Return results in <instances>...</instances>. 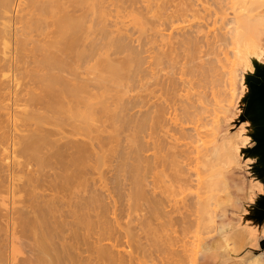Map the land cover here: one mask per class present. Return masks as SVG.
<instances>
[{"label":"bare ground","instance_id":"1","mask_svg":"<svg viewBox=\"0 0 264 264\" xmlns=\"http://www.w3.org/2000/svg\"><path fill=\"white\" fill-rule=\"evenodd\" d=\"M189 1L180 0L171 6V3L167 5L169 0H0V264H137L135 262L140 257L143 261L145 257L153 260V264L158 261H166V264L167 261H175L173 264H176L175 259L181 252L178 247L173 248L172 242L177 239L174 226L179 223L193 224L197 228L189 226L195 232H189L186 225L188 229L183 228L189 232L188 238L198 240L195 251H192V241L189 244L193 255L185 250L188 232L185 236L184 230L179 228L183 230L185 242L181 239V232H178L181 237L177 239L180 241L177 243H182L181 251L187 252L183 256L192 255L187 256L192 264H201L208 254L214 253L209 242L213 238L223 241L222 250L231 245L228 236L230 221L226 219L229 206L225 210L224 207L233 202L230 191L227 194L226 189L229 186L227 168L235 157L234 152L226 137L219 136V131L212 129L199 134L195 125L197 121L200 123L199 119L202 120L198 117L202 114L203 105H195L198 98L191 99V94L201 95V98L203 94H199V89L196 91L198 94L190 92L194 88L190 85L203 87L206 71L203 68L210 62L205 58V65V60L197 59L202 57H194L199 63L193 65L199 70L196 74L193 71L195 67H187L191 69L189 71L185 65L187 61L191 63L190 57L194 61V53L188 56V60L183 58L187 53L179 57L186 59L182 68L189 71L187 74L186 69H181L184 71H181L182 76L192 73L197 79L194 84L189 82L193 76L187 79L191 84L187 83L189 92L183 88L188 92L186 96L185 92L183 96L181 94L182 87L187 86H180L182 78L176 81L180 83L177 86L181 92H177L178 89L174 91V69L168 80V76L163 79L164 74L160 75V71L158 74V70L144 66L149 61L146 57L160 67V64L164 66L165 60L159 59L165 57L167 62L170 55L178 51L176 46L184 48L182 43L186 42L185 46L191 47L192 40L186 38L188 35L184 36L194 29L188 24L184 26L186 28L181 27L180 33L189 27L188 31L181 33L184 36L181 37L179 32L174 34L181 37L180 41V37L175 39L177 42L170 39L178 44L172 45L174 51L170 50V41L166 48L163 46L165 50L156 44L154 52V45L150 44L154 40L148 46L150 38L145 36V31L174 28L176 20L182 15L184 18L187 11L197 17L200 10L209 13L208 8L212 4H219V9L223 10L228 0ZM234 1L242 5L234 8L231 18L226 21L222 18L214 34L218 38H211H215V44L232 46L235 59L246 60V57L258 61V55L251 51H261L264 16L253 12L254 6L264 0H230V3L233 5ZM154 9L159 11L155 14ZM228 24H232L230 29L226 28ZM127 26L129 28L126 29ZM198 26H192L196 36L204 25L201 29ZM176 28L179 31V27ZM133 30L139 31L140 37V32L145 34L142 39L135 37L138 45L132 42ZM172 35L170 33V37L175 38ZM196 36L193 34L188 38L196 44ZM155 37L153 39H157ZM183 37L187 41L182 40ZM198 44L196 48L201 45ZM185 49L188 48L182 51ZM191 49L187 50L188 54ZM194 52H199V49ZM206 53L204 51V57ZM173 54L175 56L172 55L171 59L173 56V59H178ZM263 54L261 52L260 56ZM169 61L168 68L171 69ZM210 74L209 77L212 76ZM205 79L204 82L208 83ZM167 81H173L170 83H174L172 88ZM177 93L181 94L180 98L176 97ZM228 94L226 97L230 96L232 102L239 100L236 87ZM189 98L195 102H189ZM177 100L181 103L177 104L179 106L176 105ZM197 106L202 107L201 114H198ZM166 114L171 115V128L166 126L168 123L165 122H169L164 119ZM187 123L189 126L194 124V135L205 136L204 139L197 137L199 140L193 136V141L198 142L195 141L196 146L191 142L193 134L189 138L186 135L191 141H184L185 128L182 126H187ZM176 126L181 127L176 129L177 134L182 131L179 136L173 132L175 128L172 129ZM180 141L185 142L187 145L184 146H189L191 151L184 149ZM185 150L190 154L194 151L195 158L194 153L189 158ZM186 159L190 163L195 159L196 163L192 162L199 164L196 165L198 171L191 169L196 172L194 179L197 178L200 185L205 184L202 185L205 188L201 193L203 196L196 190L192 191L194 188L187 187L195 175L191 173V177L185 178V172L181 173L183 170L180 168L190 165ZM183 160L187 161L186 166H183ZM163 174L166 180L168 178V184L164 182ZM172 187H177L178 196L188 190L186 187L195 192V201L188 200L193 204L189 206L184 202V198L191 194L186 196L185 193L181 200L175 199L173 192L176 191ZM125 206L131 210L124 209ZM135 208L140 212L134 211ZM130 211L138 214L132 215ZM123 213L127 220L122 222ZM199 228L206 229L202 235L213 228V234L199 237L201 233L196 232ZM191 233L198 235L191 236ZM172 253H177V256ZM246 264L261 262L259 257H255Z\"/></svg>","mask_w":264,"mask_h":264},{"label":"rangeland","instance_id":"2","mask_svg":"<svg viewBox=\"0 0 264 264\" xmlns=\"http://www.w3.org/2000/svg\"><path fill=\"white\" fill-rule=\"evenodd\" d=\"M179 1L180 0H169V2H168V4L167 5H169L170 3V5L171 6H173V5H175V4H177V2L179 3ZM183 1H185V0H183ZM189 1V0H188ZM229 1V2H228ZM228 1H226L227 3V6H224L223 7V10L222 9H219L220 7V5L219 4H212L213 6L211 7V5H210V7L208 8V10L210 11L209 13H208V11H206L205 10V12H207L206 14H205V12L204 11H202V10H200L199 12H198V14H197V17H196V15H195V17H193V16H191V15H189V13H191V12H188L187 11V14H188V17L185 15L184 16V18H182V16L180 17V19H184V21H182V20H176V22H175V24H173L174 25V28H175V26H177V27H179V31H178V28H176V29H174V28H169V29H161L160 31H162V32H160V31H145V34H144V32L143 33H141L140 32V35L143 37V38H145V36H148L150 39H148V46L150 45V44H152V45H154L152 48H153V52H154V48L157 46L156 44H158V48H162V49H164V47L163 46H165V48H166V46H167V43L169 42L170 43V41L171 40H177L180 36L182 37V35L183 34H181L182 32H186V31H188V29H189V27H188V29L186 30V29H182V31H181V33H180V30H181V27L183 26H187L188 24L190 25H192V26H198L200 29L203 27V29H202V31H203V33H202V31L200 30V32H198L197 33V36L195 35V33H193V31L195 30V28L193 27L192 28V26L190 27L191 29H194V30H192L191 32L194 34V36H196V38H195V41H196V44H198L199 42H201V41H203V42H201V43H199L198 45H200L199 47H195V42H193L194 40V37H193V39H190V38H188L190 35H193L191 32H186V33H188V34H185V36L184 37H186V35H188V37H186L187 39H189V41L190 40H192V42L190 41V43H191V47H190V45L189 44H187V45H189V46H185L186 45V42L185 41H187L186 40V38H184V39H182V40H185V41H183V42H185V43H182V44H185L184 45V48H192L191 49V53H189L188 54V49H185L186 51H182V49L184 50V48H182L181 46L182 45H178L177 43H173L172 41V44L170 45L169 43V45L171 46V49L170 50H172V51H174V48L172 49V47H174V46H176V44L179 46H176V49L178 50V51H176V52H173V53H175L178 57V59H176V57H175V59H173L174 58V54L170 51V58H168V61H169V59H171V56L172 55H174L173 56V58L171 59V60H173V61H175V62H172L171 60L169 61V63H172V66L174 67H172V66H170L169 65V67H171V69H172V71H171V69L170 68H168V61L166 62V59L167 58H162V60H161V58L159 59L160 61H163V60H165V62L163 61V63H164V66L162 65V64H160L161 66V69H160V67H159V65H157L159 68H157V66L156 65H154L153 64V62H155V61H152V59H149L148 57H146L147 58V60H149V61H147L145 64H147V65H144L145 67H148V68H150V70H151V67H152V69L154 70H158V74H159V71L161 72L160 73V75H162V74H164V76H166L165 78H164V76H163V79H167V76H168V80L170 79V76H172L173 75V73L172 72H174V83L176 82V81H180L181 82V84H182V82H183V80L184 81H186V83H184L183 82V84L181 85L179 82V84H180V86H183V85H186L187 83L189 84V82L191 81V82H193V81H195V79H196V77L195 76H193L192 75V73L190 74V75H187L188 73H189V71L191 70H189V68H187V67H191V66H193V65H195L196 64V66L199 64L198 62H197V59H201V61H202V59L203 60H205V65L207 64L206 63V61L207 60H209V62L210 63H208L206 66H204L205 68H207V69H205V68H203L202 70L203 71H205L204 72V77L206 78H204L205 79V81H209L208 83H211L212 82V84L214 85H212V84H210V85H208V83L207 82H204V79H203V83H202V85H203V87H200V88H198V87H196V86H193V85H190L191 87H196L197 89L195 90L194 88H192V89H190V92H191V90H192V92L191 93H195L198 89H199V91H200V93H199V91L198 92H196L197 94L199 93V94H203L202 95V98L200 97L201 95H196V94H191L192 96L194 95V97H192L191 95H189V96H191V99L192 98H194V100H196L197 98H198V100H196L197 102L198 101H201L200 99H202V101L204 102H195L194 100H192L193 102H195V105H197V104H202L203 106V108H202V110H201V108H199L198 106V110H199V113L198 114H201V112H202V114H201V116L200 117H198V118H202V120H200L199 119V121H200V123L197 121V125H195L196 126V129H198L197 131L199 132V134L200 135H203V134H205V132H209L210 130H217V131H219V136H222V135H224L225 137H226V140L230 143V145H231V147H232V149H233V152H234V158H233V160H232V162L229 164V166H228V175H227V177L229 178V181L231 182L232 181V183H230L229 181H227L228 183V188L226 189V190H228V191H226V193L228 194L229 193V191H230V193H229V195H231V198H232V203L231 204H229V205H227V206H225L224 207V210L226 209V207H233V208H235L236 206H239L241 203H240V198L242 199V201L244 200V195H245V193L247 194V198L249 197V198H251L250 197V195H253L256 191H259L260 189H261V186L259 185V183L256 181V180H253V178H250L249 180H247V182H246V179H245V175L243 174V172L241 171V169L239 168L240 166H241V164H240V160L238 161V159H239V149H240V146L241 145H244V144H247L248 143V141H249V137L245 134H242V133H239V131H241V126L239 125V122H238V119H237V117H238V115H239V112H238V110L236 109V103L238 102H236V103H234V102H232L231 100H232V98L230 97H226V95L228 94V93H231V92H233V90H234V88L236 87V89H237V92H238V99L240 98V95H242V93H243V80H244V74L246 73V71H252L253 70V66H252V63H253V61L250 59V58H246L245 57V59L246 60H243V59H235V57L233 56V47L232 46H230V45H224V44H222L223 46H225V47H223V46H221V44H215L214 43V41H215V38L214 39H212L213 37H216V39L218 38L216 35L214 36V34L216 33V31L218 30V26H220L219 24H220V22L222 21V18H225L224 19V21H226L227 19H229V18H231L233 15H234V8H238L239 6H241L242 4L241 3H237V2H235V4H233L232 5V3H230V0H228ZM245 1H249V0H245ZM181 2H182V0H181ZM190 2V1H189ZM224 2V4H225V1H223ZM222 2V3H223ZM222 6H223V4H222ZM195 8V7H194ZM198 8V7H197ZM217 10H216V9ZM170 9H172V8H170ZM169 9V10H170ZM220 10H222V11H220ZM153 11H155V14L157 13L156 11H159V10H153ZM152 11V12H153ZM202 12H204V13H202ZM215 12V13H214ZM210 13H211V16H210ZM255 15H257V16H264V2L263 1H261V2H258V4H256L255 6H254V12H253ZM200 14V15H199ZM205 14V16H203ZM149 15H151V14H148V16ZM154 15V14H153ZM189 16H191V17H189ZM200 16L202 17V18H204V19H202V18H200ZM207 16V18H205ZM185 17H187V18H185ZM199 17V18H198ZM131 18H132V21H133V16H131ZM131 18H129L130 20H131ZM136 18V17H135ZM209 18V19H208ZM185 19H186V21H185ZM208 19V20H207ZM128 20V19H127ZM126 20V21H127ZM202 20L203 21H207V22H202ZM201 21V22H200ZM213 21H214V24H213ZM131 23V22H130ZM130 23L128 22L127 24H129L130 25ZM196 23V24H195ZM197 23H200V24H197ZM216 23V24H215ZM207 24V25H206ZM212 24H213V26H212ZM132 25H134L133 23H132ZM202 25H204V26H202ZM205 25H206V27H205ZM202 26V27H201ZM213 27H214V29H213ZM232 27V24H228L227 26H226V28H231ZM127 28H129L128 26L126 27V29ZM132 27H130V29H131ZM184 28H186V27H184ZM206 28V29H205ZM129 29V30H130ZM133 29V28H132ZM160 29V28H159ZM171 29H172V31H171ZM174 29V30H173ZM190 29V30H191ZM208 29V30H207ZM213 31H212V30ZM217 29V30H216ZM168 30H169V32H168ZM177 30V31H176ZM210 30V31H209ZM216 30V31H215ZM134 31V33H132L133 35V39H132V42L134 43V45L136 44V45H138V43L136 42L137 41V37L139 36V31L137 32V30H133ZM171 31V32H170ZM212 31V32H211ZM215 31V32H214ZM136 32H137V34H136ZM149 32H152V33H149ZM156 32V33H155ZM158 32H160V34H163V35H160ZM176 32H179L181 35L178 37L177 35V38H176V36L174 35V34H177ZM206 32V33H205ZM212 33V34H210V33ZM219 32V31H218ZM131 33V32H130ZM148 33H149V35H148ZM157 35H155V34ZM170 33L171 34H173L172 36H175V38L174 37H170ZM179 33H178V35H179ZM191 33V34H190ZM200 33H202L201 35H200ZM209 33V41H208V39H207V34ZM150 34H153V35H150ZM167 34V35H166ZM190 34V35H189ZM205 34H206V36H205ZM145 35V36H144ZM169 35V36H168ZM199 35H200V37H199ZM156 36V37H155ZM162 36H165V37H169L168 39H165V37H162ZM136 37V38H135ZM142 37H140L139 36V38H141L142 39ZM147 37V38H148ZM153 37H155V38H157V39H153ZM181 37L179 38V40L178 41H180V39H181ZM198 37V38H197ZM212 37V38H211ZM147 38H146V40H147ZM204 38V39H203ZM262 40H260V46H261V51H256V50H254V51H251V53H253V52H255L257 55H258V60H261L262 59V57L260 56V54H261V52H264V35H262ZM135 39H136V41H135ZM163 39V40H162ZM171 39V40H170ZM200 39H201V41H200ZM203 39V40H202ZM206 39V40H205ZM212 40V42H210L211 40ZM151 40V41H150ZM154 40V41H153ZM168 40V41H167ZM175 40V42H177ZM153 41V42H152ZM156 41V42H155ZM158 41V42H157ZM167 41V42H166ZM197 41H199L198 43H197ZM204 41H205V43H204ZM136 42V43H135ZM149 42H152V43H150L149 44ZM162 42L164 43V44H162ZM182 42V41H181ZM208 42H209V44H208ZM133 43H131L132 45H133ZM154 43V44H153ZM161 43V44H160ZM178 43H180V42H178ZM188 43V42H187ZM213 43V44H212ZM181 44V43H180ZM193 44H194V46H193ZM204 46H203V45ZM207 44V45H206ZM161 47H160V46ZM172 45H174V46H172ZM169 46V47H170ZM197 46V45H196ZM209 46V47H208ZM181 47V48H180ZM194 47H195V50H193L194 49ZM203 47V48H202ZM203 49V51H202V49ZM175 49V50H176ZM181 49V50H180ZM198 49H199V52H194V51H198ZM160 50V49H159ZM159 50H158V52H159ZM165 50V49H164ZM166 51H167V49H166ZM169 51V50H168ZM168 51H167V53H168ZM181 51H182V55L180 56L179 54H181ZM201 51V52H200ZM204 51H205V57H204ZM155 52H157L156 50H155ZM180 52V53H179ZM184 52V53H183ZM189 52H190V50H189ZM185 53H187L186 54V56L184 55ZM193 53H194V56H193ZM200 53V54H199ZM147 54V53H146ZM190 54H192V56H193V58L195 57H202V58H197V59H195L194 58V61L196 60V62H194L193 60H191L192 59V57H190ZM145 55V54H144ZM184 55V57L183 58H187V60H188V58H189V61H191V63L190 64H192V65H190V64H188L187 62H185L184 60H186V59H183V58H179V57H182ZM189 56V57H188ZM166 57H169V54L166 56ZM207 60H206V59ZM179 59H181V60H179ZM158 59H157V61H159ZM176 60H177V62H179L178 64H177V62H176ZM179 60V61H178ZM152 61V62H151ZM160 61H159V63H160ZM199 62H200V60H198ZM245 61H246V63H245ZM185 62V65H187L186 66V68L189 70V71H187V69L186 68H182L183 67V63ZM193 62V63H192ZM203 62V61H202ZM149 63H150V65H149ZM187 63V64H186ZM198 63V64H197ZM201 63V62H200ZM156 64V63H155ZM174 64V65H173ZM180 64V65H179ZM211 64V65H210ZM154 67H153V66ZM166 65V66H165ZM176 65V66H175ZM182 65V66H181ZM184 65V66H185ZM208 66V67H207ZM144 67V68H145ZM165 67V68H164ZM175 67H177V69H178V67H179V69L177 70V69H175ZM195 66H193V67H191L192 69L194 68ZM210 67H213V70H212V68L210 69ZM157 68V69H156ZM162 68H164V70L162 69ZM170 69V70H169ZM173 69H174V71H173ZM181 69H184V71H185V69H186V71H185V73H187V74H185V75H183L182 76V73H181V71L182 72H184L183 70H181ZM208 69L210 70L209 72L211 73V71H212V76H211V74L208 72ZM149 70V71H150ZM154 70V71H155ZM166 70V71H165ZM167 70H168V72L170 73V75H169V73H167ZM195 70V73L196 74H198L197 72L199 71L196 67L193 69V71ZM196 70H198L197 72H196ZM171 71V72H170ZM177 71H178V73H177ZM179 71H180V73H179ZM172 73V74H171ZM206 73V74H205ZM207 73H208V75H207ZM184 74V73H183ZM195 74V75H196ZM209 74H210V76L211 77H209ZM178 75V76H177ZM179 75H181V77L179 76ZM186 76V77H185ZM188 76V77H187ZM190 76H193L194 78H192V77H190ZM206 76H208V77H206ZM147 77H149V76H147ZM172 77V78H173ZM191 78V80H189L190 78ZM200 77V76H199ZM171 78V80H173ZM178 78H182V79H178ZM148 79V78H147ZM149 79H151L150 77H149ZM177 79V80H176ZM189 80V82H188V80ZM207 79H209V80H207ZM211 79H213V80H215V82L213 83V80H211ZM152 80V79H151ZM151 80H147L148 82H151ZM216 81H217V84L215 85V83H216ZM168 82V81H167ZM173 81H170V83H172ZM195 82H197V79H196V81ZM169 83V82H168ZM170 83H169V85H170ZM174 83L173 84H171L170 85V88H172L171 86L172 85H174ZM177 82L175 83V89H174V91L175 90H177L178 89V91L177 92H181V91H179L180 90V87L179 86H177V84H178ZM205 83V84H204ZM178 84V85H179ZM187 84V86H185V87H182V89L184 88V89H186V91H188L189 92V88H187V87H189V85ZM193 84H194V82H193ZM207 85V86H206ZM224 85V86H223ZM205 86V87H204ZM213 86V87H212ZM174 87V86H173ZM178 87V88H177ZM207 87V88H206ZM234 87V88H233ZM205 88V89H204ZM220 88H222V89H220ZM232 88H233V90H232ZM181 89V90H182ZM182 90V92H181V94H182V96H183V93L185 92V90ZM224 89V90H223ZM230 89V90H229ZM220 90V91H219ZM222 90V91H221ZM194 91V92H193ZM216 91V92H215ZM230 91V92H229ZM188 92H185V96H186V93L188 94ZM214 92H215V94H214ZM218 93V94H217ZM221 95H220V94ZM180 93L178 94H176L177 96L176 97H178V98H180L179 97V95H181ZM196 95V96H195ZM214 95V96H213ZM216 95H218V96H216ZM225 95V96H224ZM228 95H230V94H228ZM227 95V96H228ZM181 96V97H182ZM204 96V97H203ZM197 97V98H196ZM199 97H200V99H199ZM225 97V98H224ZM178 98H176V99H178ZM227 98V99H226ZM183 99V97L181 98V100ZM223 99H225V100H223ZM180 100V101H181ZM179 101V102H180ZM188 101L189 102H192L191 100H190V98L188 99ZM6 103H9V101H7ZM177 104H179L178 103V100H177V102H176V105ZM181 104V103H180ZM179 104V105H180ZM179 105H177V106H179ZM201 106V105H200ZM204 109V110H203ZM200 110H201V112H200ZM168 114H166L165 115V117H164V119L166 118V120H168L169 122H165V123H170L171 122V120L169 119V116H170V118H171V115L169 114L168 116H167ZM197 119V118H196ZM195 119V120H196ZM165 120V121H166ZM201 121H202V123H201ZM163 122H164V120H163ZM196 122V121H195ZM166 125V126H169L170 128L173 126L172 125V123H170L169 125ZM185 124V123H184ZM183 124V129L185 128V130H184V134H185V138H184V141L185 142H187L188 140H190L191 141V139H188L192 134V141L191 142H194V146H196L195 144L196 143H198L196 140H199V139H197V137H200V135L199 134H195L194 135V132H195V130L196 129H193L194 127H193V123H190L191 125L189 126L188 124L189 123H187V126H185ZM198 124H200V125H198ZM197 126H199V127H197ZM175 128V131L173 130V132L175 133L176 132V129H178V128H181L180 126L177 128V126L176 127H173L172 129H174ZM166 129V128H165ZM181 129H179L178 130V132L180 131ZM189 131V132H187V131ZM196 131V132H197ZM172 132V131H171ZM170 132V133H171ZM182 132V131H181ZM180 132V133H181ZM180 133H178L177 134V132L175 133V135L177 134V136H179V134ZM187 133V134H186ZM189 133V134H188ZM186 135L188 136V138H186ZM196 135H198V136H196ZM196 138V143H195V141H193L194 139V137ZM184 137V136H183ZM201 138V137H200ZM204 138H205V136H204ZM203 137L201 138V139H204ZM181 139H183V138H180V140ZM187 141H186V140ZM189 141V145L191 144V142ZM185 142H181L180 141V143L182 144L183 143V145H181V146H183V147H185L184 149H188V147L187 146H184V145H187V144H184ZM192 147V146H191ZM194 147H192V149H193ZM183 149V148H182ZM190 149V148H189ZM188 149V150H189ZM188 150H185L186 152L188 151ZM194 150V149H193ZM189 151H191V150H189ZM150 153V152H149ZM188 154V156H189V158H192L190 155H192V153H194L193 154V158H195L194 156H195V152L194 151H192V153L190 154L189 152H187ZM186 155V154H185ZM184 155V156H185ZM183 155H182V157H184ZM197 156V155H196ZM182 160V159H181ZM185 160V159H184ZM182 161V162H184V163H182L183 164V166H186V162L188 161L187 159V161ZM193 160H195V159H191V163L188 161L187 163H190V165L193 163V162H195V161H193ZM193 161V162H192ZM197 161V160H196ZM196 163V162H195ZM185 164V165H184ZM180 165H181V162H180ZM189 164H187V167H182V168H180V169H182L183 170V172H181V173H183L184 174V172H185V178L188 176V177H191V173L193 174L192 176H194L195 174H196V172L194 171V170H192L193 168H196L197 169V166L196 165H198L199 166V164H194L193 163V165H191L190 166ZM196 167H195V166ZM194 166V167H193ZM190 167V168H189ZM191 167H192V169H191ZM216 167V166H215ZM215 167H213V169L215 168ZM185 168H187L188 169V171H187V169H185ZM217 168V167H216ZM176 169V168H175ZM191 171H190V170ZM169 170H171V169H169ZM185 170V171H184ZM199 170V168L197 169V171ZM216 170V169H215ZM167 171H168V169H167ZM194 171V172H193ZM168 172H170V171H168ZM186 172L187 173H189V174H186ZM171 173H172V170H171ZM195 173V174H194ZM168 174H170V173H168ZM167 175V174H166ZM171 175V177L173 176V174H170ZM169 175V176H170ZM184 176H183V178H184ZM207 176V175H206ZM163 179H164V182L166 181H168V178H167V180L165 179V177H164V174H163ZM170 177V178H171ZM187 177V178H188ZM196 177V175L194 176V177H192V179L194 180H192L191 182H190V184H192V185H190V184H188V186L187 187H189V188H194L192 191H195L196 190V193L197 194H199V195H202L204 192V190H203V186L205 185L204 183H202L201 185L199 184V182H198V180L196 181V179H194ZM204 177V176H203ZM207 177H209V176H207ZM205 178V177H204ZM212 178V177H211ZM151 179V178H150ZM150 179L148 178V180L150 181ZM161 179V178H160ZM203 179V178H202ZM231 179V180H230ZM152 180V179H151ZM208 180H210V177L208 178ZM162 183H163V181H161ZM169 182V181H168ZM168 182H167V184H168ZM193 182H195V183H193ZM197 182H198V184H197ZM161 183V184H162ZM159 184V183H158ZM197 186H196V185ZM190 185V186H189ZM203 185V186H202ZM191 186H193V187H191ZM199 186H201V187H199ZM163 187V186H162ZM186 187V189H188L185 193H186V196L187 195H189V194H191V195H189V196H187L188 198H184V199H186V201H184L185 202V204H187V205H189L190 206V204L191 203H189L188 202V200L190 201V202H194L195 200H193V199H196V197H197V195H195L196 193L195 192H192L191 191V189H189V188H187ZM199 189H202V190H199ZM230 188V189H229ZM172 189H174V191H176L175 193L173 192V194H174V196L173 197H176L175 199H179V200H181L180 198H181V196H183L185 193H181V195L180 196H178L179 195V191H177V187L176 188H173L172 187ZM205 189V188H204ZM207 189V188H206ZM158 191V190H157ZM190 191V192H189ZM198 191V192H197ZM202 191V192H201ZM225 191H224V193H225ZM202 193V194H201ZM209 193V192H208ZM208 193H205V194H207V195H209ZM212 193H214V191L212 192ZM222 193V192H221ZM223 194V193H222ZM221 194V195H222ZM5 195V194H4ZM220 195V196H221ZM195 198H194V197ZM203 196V195H202ZM202 196H200V197H202ZM191 197H193L192 199H191ZM182 199H183V197H182ZM192 201H191V200ZM186 202H188V203H186ZM124 204H125V202H123ZM193 204V203H192ZM191 204V205H192ZM126 207V206H125ZM132 207V206H131ZM136 207V206H135ZM228 207V208H229ZM124 208V207H123ZM226 209V219L228 220V221H230V225H229V228H230V232H229V234H228V236L230 237V239H231V241H232V243H231V245H228V247H226L225 248V251L226 252H228L229 250L230 251H235V247H234V244H235V242H236V240H238V238L241 236V234H242V231L245 229V231H247L248 233H249V235L250 236H252L253 235V233L256 231V229L255 228H252L251 227V225H249V221L248 220H245L244 218H243V216L240 214V212H239V214H235V213H232L229 209ZM124 209H127V207L126 208H124ZM128 210V209H127ZM126 210V211H127ZM129 210H131V208H129ZM128 210V211H129ZM134 210V209H133ZM138 210V208L136 209L135 208V210L134 211H137ZM126 211L124 210V213H126ZM131 213L130 214H136L135 212H132V211H130ZM140 212V211H139ZM138 212V213H139ZM123 213V219L121 220L122 222L123 221H126L127 220V217H125L124 218V214ZM137 213V214H138ZM191 218V217H190ZM192 220L194 219V218H191ZM181 224L179 223V224H177V225H175L174 226V229L177 231H175L174 232V235H175V237L177 238V239H180V238H178V237H181V239L184 237L185 238V236H186V234H187V232H186V230H184L183 228H187L188 229V227L190 226V227H192L193 226V229H194V225L192 224V225H190V224H183V225H181V226H184V227H181L180 226ZM185 225L186 226H188V227H185ZM177 226V227H176ZM179 226V227H178ZM190 227H189V232L191 231L190 230ZM179 228H181V229H183L184 230V232H185V236H184V233L183 232H181V231H183V230H179ZM210 228V227H209ZM209 228H207V230L209 231L210 229ZM192 229V228H191ZM192 229V231L191 232H195L194 230ZM195 229H197L196 227H195ZM212 229L213 228H211V232H209L210 234H213V231H212ZM199 230V231H198ZM196 232H198V233H201V234H199L198 235V233H194V234H196V235H198L199 237H202V236H204L205 237V235L207 236L209 233H208V231H206L208 234H205V235H202V231H204V230H206V229H201L200 230V228L198 229ZM201 231V232H200ZM181 232L183 235H181V236H179V233ZM189 232H188V234H187V238L189 237ZM205 232V233H206ZM178 233V234H177ZM180 233V234H181ZM204 233V232H203ZM192 234L193 233H191V236H192ZM193 234V235H194ZM209 234V235H210ZM174 235H173V233L171 234V236H173L174 237ZM190 236V237H191ZM197 236V237H198ZM175 237H174V239H175ZM198 237V238H199ZM185 238V241L187 242V241H189V242H187V244H185L184 242V245H186L185 247H187V249H185L186 251H188V253L189 254H192L193 255V253L190 251V249L192 248V251H195V248L196 247H198V245H196V244H198V240L196 241V239H195V237L193 238V237H191V238ZM194 239V240H191V239ZM197 238V239H198ZM177 239H175V240H173V242H172V244L175 246V244L174 243H177V241H179V240H177ZM187 239V240H186ZM190 239V240H189ZM182 240H181V242H182ZM176 241V242H175ZM192 241V242H191ZM180 242V241H179ZM179 242L177 243V246H173V245H171V247L173 246V248H175V249H177V247H178V250L181 252V254L180 255H178L177 256V253H172V254H174V256H175V254H176V256H177V258L175 259V257L173 256V255H171V257L173 258V259H175V260H177V262H176V264H188V262L190 263V259L189 258H187V256L186 257H184L183 256V253L185 252V253H187L186 251H181L182 250V243H180L179 244ZM190 242H191V244H193L192 245V247H191V245H189L190 244ZM194 242V243H193ZM180 245V246H179ZM183 245V246H184ZM187 245H189V246H187ZM196 245V246H195ZM191 247V248H190ZM195 247V248H194ZM125 248V247H124ZM190 248V249H189ZM189 249V250H188ZM197 249V248H196ZM184 253V255H186ZM169 254V253H168ZM170 255V254H169ZM182 255V256H181ZM192 255H190L191 257H192ZM137 256V255H136ZM190 256H188V257H190ZM138 257H140V255H138ZM182 257H183V260H182ZM255 258V257H254ZM258 258V257H257ZM142 259V261H140ZM147 259H149V258H147V257H145V259H144V261H143V257L141 258H138V261L137 260H135V261H137V262H135V263H144V264H153L152 263V261L149 259V260H147ZM171 259V258H170ZM172 259V260H173ZM181 259V260H180ZM192 259V258H191ZM155 260V262H157V260L156 259H154ZM145 261H148V262H145ZM181 261H183L184 263H182ZM186 261V262H185ZM159 262V263H158ZM157 262V264H160V262H163V264H166V263H164V262H166V261H158ZM175 261H172V262H168L167 261V264H173ZM142 263V264H143ZM190 264H192V262L190 263Z\"/></svg>","mask_w":264,"mask_h":264},{"label":"water","instance_id":"3","mask_svg":"<svg viewBox=\"0 0 264 264\" xmlns=\"http://www.w3.org/2000/svg\"><path fill=\"white\" fill-rule=\"evenodd\" d=\"M252 66L253 70L244 74L243 93L236 103L239 133L249 137L248 143L240 146L238 161L246 182L253 178L261 189L250 195L251 198L245 193L244 200L248 203H241L239 212L256 233L264 235V54L261 60L253 61ZM259 248L264 249V238L259 247L256 245V249Z\"/></svg>","mask_w":264,"mask_h":264},{"label":"crops","instance_id":"4","mask_svg":"<svg viewBox=\"0 0 264 264\" xmlns=\"http://www.w3.org/2000/svg\"><path fill=\"white\" fill-rule=\"evenodd\" d=\"M243 202L248 203V200L242 201V199H240V203ZM241 206L242 205H239L235 208L229 207L228 209L230 211L239 212ZM263 238L264 235L261 232L256 233L255 231L253 235L250 236L249 233L244 229L241 236L238 238V240H236L234 244L235 251L229 250L228 252H226L225 249L222 250L223 241L220 238H213L209 242L210 246L213 248L214 253L208 254L205 259L201 261V264H216L218 263V261L221 262L220 264H246V262L253 259L254 257H259L261 264H264V249H256V245H258L259 247ZM221 253L223 256L221 255Z\"/></svg>","mask_w":264,"mask_h":264}]
</instances>
